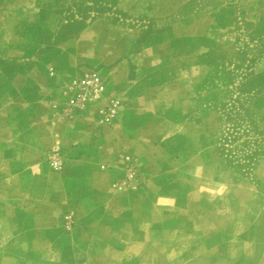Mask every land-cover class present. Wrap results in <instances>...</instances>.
Wrapping results in <instances>:
<instances>
[{
    "label": "rangeland",
    "instance_id": "rangeland-1",
    "mask_svg": "<svg viewBox=\"0 0 264 264\" xmlns=\"http://www.w3.org/2000/svg\"><path fill=\"white\" fill-rule=\"evenodd\" d=\"M0 46L18 95L34 99L39 116L93 115L110 134L112 158L91 167L115 174L114 193L163 191L179 211L191 203L215 239L227 212L231 250L246 243V259L230 264L264 254V0H0ZM88 70L119 101L110 124L97 113L106 101L68 108L70 79ZM72 144L51 143L48 171L90 156ZM57 148L58 171L49 159ZM127 154L136 191L121 187ZM61 223L71 231L78 220L67 211Z\"/></svg>",
    "mask_w": 264,
    "mask_h": 264
},
{
    "label": "crops",
    "instance_id": "crops-1",
    "mask_svg": "<svg viewBox=\"0 0 264 264\" xmlns=\"http://www.w3.org/2000/svg\"><path fill=\"white\" fill-rule=\"evenodd\" d=\"M8 57L0 46V264H230L246 259L243 241L237 242L236 253L231 250L227 212L215 239L203 211L193 213L191 203L179 211L163 191L114 193L109 184L115 174L91 167L109 157L110 134L98 130L93 115L56 121L50 114L39 116L40 105L18 95L12 77L16 67ZM57 140L90 156L77 154L69 169L54 174L44 158ZM67 211L78 220L71 231L61 223ZM255 264H264V254Z\"/></svg>",
    "mask_w": 264,
    "mask_h": 264
},
{
    "label": "built area",
    "instance_id": "built-area-1",
    "mask_svg": "<svg viewBox=\"0 0 264 264\" xmlns=\"http://www.w3.org/2000/svg\"><path fill=\"white\" fill-rule=\"evenodd\" d=\"M68 108L71 111H84L95 104L101 105L98 109V115L106 124L112 123L119 113V101L109 93L105 82L97 71L88 70L79 76L70 79L66 90ZM51 167L58 171L63 166L62 155L60 149H54L50 156ZM125 170V177L121 183L124 189H132L136 191L138 170L136 161L130 156L125 155L121 158ZM64 223L67 229H72L75 225L73 214H66Z\"/></svg>",
    "mask_w": 264,
    "mask_h": 264
}]
</instances>
